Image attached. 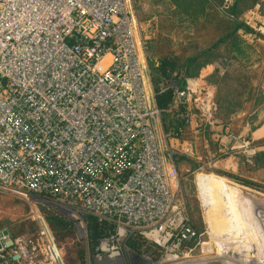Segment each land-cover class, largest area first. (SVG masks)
Segmentation results:
<instances>
[{
    "label": "built area",
    "instance_id": "built-area-1",
    "mask_svg": "<svg viewBox=\"0 0 264 264\" xmlns=\"http://www.w3.org/2000/svg\"><path fill=\"white\" fill-rule=\"evenodd\" d=\"M138 33L131 0H0V192L94 218L95 264L118 258L113 225L118 237L150 226L160 248L193 235L174 206L177 176L156 135L161 111ZM168 89L176 106L212 120V95L193 80ZM179 119L191 123L187 112ZM31 223L30 235L0 240V264H65L43 216Z\"/></svg>",
    "mask_w": 264,
    "mask_h": 264
},
{
    "label": "rangeland",
    "instance_id": "rangeland-1",
    "mask_svg": "<svg viewBox=\"0 0 264 264\" xmlns=\"http://www.w3.org/2000/svg\"><path fill=\"white\" fill-rule=\"evenodd\" d=\"M146 1L131 0L135 18L139 25L138 34L142 46L144 41L153 37L155 24L154 18H149L150 9ZM247 16L243 15L242 20L246 23L252 22L251 17ZM183 35L179 30L170 33L173 39L178 40ZM256 42L250 44L253 45L254 49L250 55H253L252 59L257 60L254 64L256 71L252 75V81L253 85L258 84L264 87L260 83L262 82L260 74L264 72V42ZM143 54L145 55L144 49ZM254 110L255 108L253 109L250 103H246L241 111L243 116L236 118L232 123L230 122L232 116L227 120L228 130L226 134L231 135V133L237 132L246 121L244 119L248 112L250 114ZM191 120L192 125H188L189 128L183 133L185 141L191 142V153L183 154L182 150L185 148H180V144L175 142L179 140L170 138L165 134L163 137L162 129H159L156 135L159 136L161 145L167 148L166 154H172L171 163L177 176L174 206L176 212H180L181 217L187 221L193 235L189 236V239H184L177 248L171 247L169 244L160 248L155 247L150 238H146L145 234H148L152 229L154 230L150 226L148 230L139 231L124 228L125 234L118 237L115 231L116 226L113 225V229H110V233L106 237L111 238L107 243L115 248L118 258L108 264H264V258L260 259L261 255L264 256L262 253L264 252V224L258 226L253 223V220L244 217L246 212L243 210V204L233 206L236 195L243 194L252 198V201L255 202L256 212L259 211L258 213H260L261 210H264V192L239 185L223 177L221 174L237 175L233 169L236 155L227 150V143L219 144L217 141L221 136L220 129L216 128L217 124L212 123V126L207 130L203 123H200L202 119L198 115L196 117L192 115ZM207 134L211 136L214 143L217 141L218 145L227 149L221 153L216 152L217 155H203L201 138L202 135L203 138L207 137ZM183 156L190 160V165L178 167L174 163V158ZM245 179L254 181L252 177ZM256 182L264 185V182L260 181L259 178L256 179ZM35 212L43 217L44 213L50 212L72 226L73 233L64 244H59L65 264H71V258L69 263H67V259L70 257L69 253L70 255L75 254L76 249L83 252V261L76 260L73 264H95L94 249L98 240L103 239V237L97 238L96 246H91L87 220L83 213L59 207L51 201L45 202L35 197L13 198L0 192V228H5L3 230H12L15 225L21 223H25L26 227L30 224L32 226L31 217ZM256 217L253 218L258 219ZM152 222L155 229H158L163 226L165 220L163 217H158ZM148 225L146 224V226ZM255 227L258 228L254 229ZM164 233L165 231L160 234V237L163 238ZM250 236L253 243L249 240ZM184 237L186 238V236Z\"/></svg>",
    "mask_w": 264,
    "mask_h": 264
},
{
    "label": "trees",
    "instance_id": "trees-1",
    "mask_svg": "<svg viewBox=\"0 0 264 264\" xmlns=\"http://www.w3.org/2000/svg\"><path fill=\"white\" fill-rule=\"evenodd\" d=\"M146 4L150 9L149 18H154L155 24L153 37L144 41L143 46L164 133H176V139L185 141L183 133L189 127L179 119V115L187 112L200 118L195 106H176L172 90L161 91L168 83L182 90L186 80L199 81L201 93H212L216 106L213 120L223 126L233 114L241 112L246 103H250L253 109L264 104V87L253 85L252 81L256 71L254 64L257 62L250 55L254 50L253 45L244 42L239 35V32L251 34L264 42V37L242 20V16L252 10L258 0H233L226 8L223 0H147ZM175 30L184 34L180 40L170 36ZM260 76V83L264 85V72ZM205 139L207 141V137ZM257 145L264 146V141ZM206 148V156L212 153L217 155L210 143ZM174 163L178 167H187L190 160L184 156L175 157ZM221 175L239 185L264 192V185L256 182L258 178L264 182V151L255 153L249 164L241 163L237 175ZM251 177L254 181L245 179ZM43 218L62 253L59 244H64L73 233L72 226L50 212L44 213ZM84 218L87 220L91 246H96L95 241L103 237V231L94 218ZM31 229V224L26 227L25 223H21L12 230L7 229V232L9 237L15 238L30 235ZM69 256L67 263L70 258L71 264L76 260L83 261L81 250L76 249L75 254L69 253ZM62 257L64 261L63 253Z\"/></svg>",
    "mask_w": 264,
    "mask_h": 264
},
{
    "label": "crops",
    "instance_id": "crops-1",
    "mask_svg": "<svg viewBox=\"0 0 264 264\" xmlns=\"http://www.w3.org/2000/svg\"><path fill=\"white\" fill-rule=\"evenodd\" d=\"M247 12L248 13H245L244 16L248 17L247 15H249L252 19V22H250V23L245 22L246 25L249 28H251L255 33L264 37V0H258V4L252 10L247 11ZM256 29H260V32H257ZM239 35L244 42H246V43L250 42L249 44L257 43L256 41H261L260 38H256L254 35H251V34H243L242 32H239ZM193 82L198 87L199 81L193 80ZM198 89H199V87H198ZM209 93H211V92L209 91ZM211 95H212V93H211ZM212 99H213V96H212ZM242 114H241V112L233 114L231 119H230V122L232 123L236 118H240V116H243ZM245 114H247V113H245ZM194 117H196V116L194 115ZM244 120H246V121L243 123V125L240 127V129L233 134L231 133V135L226 134V132L228 130L227 126L220 125L217 121L215 122V120H213V118H212V120H210V122H208L205 119H202V121H200V123L202 122L204 128H206L207 130L212 126V123L217 124L216 128L220 129V135H221L219 137V139H217V141L219 142V144L220 143L223 144V142H225L228 145V149H227V148H224L222 145H218L216 143L217 141H215V143H214L213 139L209 135L207 136V141H208V143H207L206 139L203 138V135H202V138H201V145H202V150H203L202 153L206 154V152H207L206 145H208L209 143L210 144L212 143L211 145L214 146V149H215L214 151H216V152H219V150H220V152L221 151L223 152L226 149L230 150L231 153H234V155H236L234 157L235 163L233 164V169H235L236 174L238 172L239 165L241 163H248L249 164L251 157L255 153L264 151V146H258L257 145L260 141H264V104L259 105L257 107V109H255L252 113L249 114V112H248L247 117ZM191 122H192V120H191ZM190 125H192V123H190ZM160 129H162V131H163L162 126L160 127ZM194 133L197 134V132H194ZM163 134L167 135L166 133H164V131L162 132V136H163ZM243 141L250 142V147L248 148V150H245L244 148L240 147V145ZM175 142H178L180 144V148L189 147L190 153L192 152V149H191L192 145H191L190 141H175ZM213 155H215V153L211 154V156H213ZM242 159H243V161H242Z\"/></svg>",
    "mask_w": 264,
    "mask_h": 264
},
{
    "label": "bare ground",
    "instance_id": "bare-ground-1",
    "mask_svg": "<svg viewBox=\"0 0 264 264\" xmlns=\"http://www.w3.org/2000/svg\"><path fill=\"white\" fill-rule=\"evenodd\" d=\"M232 191H234L233 189H232ZM231 191V192H232ZM235 194V193H234ZM234 199V198H233ZM262 201V200H261ZM254 201H252V198H250V197H248V196H245V195H243V194H241V195H239L238 194V196L236 195V197H235V201H233V206H239V205H242V207L244 208H241V209H243V210H245V212H246V214L244 213V217H246V218H249V219H251V220H253L254 222L253 223H256L258 226H260L261 224H264V210H261L260 211V213H258V212H256L257 210H256V206L254 205ZM230 204V203H229ZM232 205V204H231ZM253 215V216H252ZM73 216V215H72ZM258 217V219H254L253 217ZM73 217H75V216H73ZM256 217V218H257ZM258 227H255L254 229H257ZM253 233H255V232H253ZM257 233V232H256ZM221 238H223V237H221ZM255 238H257L256 236H255ZM259 239V238H258ZM249 240H251V236H250V239ZM256 241H258V240H256ZM251 242L253 243V240H251ZM255 242V241H254ZM262 253H264V252H262ZM259 255H261L260 253H259ZM262 256V255H261ZM260 256V259L261 258H264V256H262L261 257ZM261 263V262H260ZM262 264V263H261Z\"/></svg>",
    "mask_w": 264,
    "mask_h": 264
},
{
    "label": "water",
    "instance_id": "water-1",
    "mask_svg": "<svg viewBox=\"0 0 264 264\" xmlns=\"http://www.w3.org/2000/svg\"><path fill=\"white\" fill-rule=\"evenodd\" d=\"M8 236L7 230L0 231V240Z\"/></svg>",
    "mask_w": 264,
    "mask_h": 264
}]
</instances>
